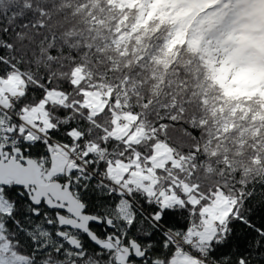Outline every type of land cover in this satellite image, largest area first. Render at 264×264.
Segmentation results:
<instances>
[{"label":"snow or ice","instance_id":"obj_1","mask_svg":"<svg viewBox=\"0 0 264 264\" xmlns=\"http://www.w3.org/2000/svg\"><path fill=\"white\" fill-rule=\"evenodd\" d=\"M0 264H264V0H0Z\"/></svg>","mask_w":264,"mask_h":264}]
</instances>
